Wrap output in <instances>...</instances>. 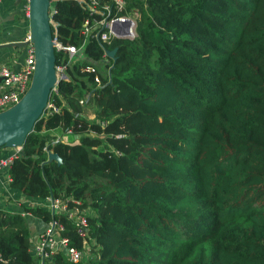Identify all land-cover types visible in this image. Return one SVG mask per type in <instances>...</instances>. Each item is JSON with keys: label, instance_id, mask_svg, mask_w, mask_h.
<instances>
[{"label": "trees", "instance_id": "trees-1", "mask_svg": "<svg viewBox=\"0 0 264 264\" xmlns=\"http://www.w3.org/2000/svg\"><path fill=\"white\" fill-rule=\"evenodd\" d=\"M98 1L96 12L89 0L53 1L54 37L79 51L56 47L67 74L50 96L58 109L47 107L9 166L30 197L91 206L90 256L59 250L50 262L264 264V0H126L121 11ZM106 3L111 16L138 13L135 38L85 34ZM89 92L93 117L81 103ZM56 128L78 141H55ZM30 247L27 217L0 209V264H43Z\"/></svg>", "mask_w": 264, "mask_h": 264}, {"label": "built area", "instance_id": "built-area-1", "mask_svg": "<svg viewBox=\"0 0 264 264\" xmlns=\"http://www.w3.org/2000/svg\"><path fill=\"white\" fill-rule=\"evenodd\" d=\"M21 8L25 11L27 16L30 15V0H21ZM54 1V0H53ZM83 1V0H80ZM126 0H115V6L119 11L123 10ZM89 7L96 12L99 8L98 0H89ZM108 9V13L100 19H89L85 22L84 32L87 36L97 37L102 43H111L114 38H135L138 34V13L129 14L122 13L112 15L113 5L106 3L104 5ZM51 17L53 10L50 11ZM30 30L25 36L26 56L20 67H14L10 64L0 65V111H3L20 101L24 93L30 87L33 74L35 71L36 56L33 42L30 41ZM56 40L58 48H66L71 55L77 53L79 48L76 45L63 46ZM105 55L107 52L105 51ZM108 56V55H107ZM65 66H57V71L60 78L64 77ZM94 69V68H93ZM96 80L100 82L97 76ZM56 90V86L54 87ZM92 96V92L87 93L86 97L81 99V103L85 105ZM48 106H54L49 102ZM55 109H58L54 106ZM57 138L55 141H58ZM17 153L21 150L17 147ZM0 158V169L2 167L10 166L14 157L17 155ZM41 204L51 212L52 217L47 221V226L39 235L38 241L35 244V254L40 258L44 264H54L50 262L52 256L59 250L64 252L73 262H80L89 257L91 254L92 244H95L94 239L90 236L89 228V214L92 211L91 206L83 205L80 198L68 196H55L50 194L41 200ZM25 214V213H23ZM57 214H62L71 220L74 224L75 230L83 238V245L81 247L73 244L68 236L64 234L65 225L57 217ZM1 256V255H0Z\"/></svg>", "mask_w": 264, "mask_h": 264}, {"label": "water", "instance_id": "water-1", "mask_svg": "<svg viewBox=\"0 0 264 264\" xmlns=\"http://www.w3.org/2000/svg\"><path fill=\"white\" fill-rule=\"evenodd\" d=\"M53 0H30V41L35 47L36 64L30 87L19 102L0 111V148H22L27 135L48 107L52 90L60 80L56 65V40L51 22ZM27 40L3 45L25 46ZM107 55L115 58L117 47L107 48ZM67 77V74H64ZM50 160L63 161L61 155L49 150Z\"/></svg>", "mask_w": 264, "mask_h": 264}, {"label": "crops", "instance_id": "crops-1", "mask_svg": "<svg viewBox=\"0 0 264 264\" xmlns=\"http://www.w3.org/2000/svg\"><path fill=\"white\" fill-rule=\"evenodd\" d=\"M21 5V0H0V65L10 64L14 67H20L26 56V45H3L25 40V36L30 30L29 17ZM94 114L89 116L93 117ZM51 132L65 141L75 142L79 139V135L65 133L61 128H56ZM17 151V147L0 148V158L13 156ZM41 200L43 198L30 197L19 188L11 185L9 166L0 169V209L25 213L23 215L27 217L31 231L30 250L35 256H37L35 244L39 235L46 228L47 221L41 216L33 214L28 208L30 206L44 207Z\"/></svg>", "mask_w": 264, "mask_h": 264}, {"label": "rangeland", "instance_id": "rangeland-1", "mask_svg": "<svg viewBox=\"0 0 264 264\" xmlns=\"http://www.w3.org/2000/svg\"><path fill=\"white\" fill-rule=\"evenodd\" d=\"M54 9V2L51 3V10ZM98 66L104 71L105 70V65L104 63L99 62ZM92 97V96H91ZM89 99L87 103H85V113L89 116L94 114L95 112V105H94V100L93 97ZM94 116V115H93Z\"/></svg>", "mask_w": 264, "mask_h": 264}]
</instances>
